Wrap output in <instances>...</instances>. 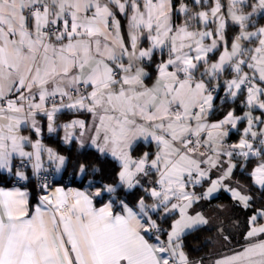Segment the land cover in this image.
I'll use <instances>...</instances> for the list:
<instances>
[{
	"label": "snow or ice",
	"instance_id": "obj_1",
	"mask_svg": "<svg viewBox=\"0 0 264 264\" xmlns=\"http://www.w3.org/2000/svg\"><path fill=\"white\" fill-rule=\"evenodd\" d=\"M259 20L264 0H0V179L12 185L0 186V264H193L183 238L210 221L189 210L221 189L252 212L245 244L195 264H264V208L227 183L256 158L248 175L264 191ZM218 96L247 110L213 121ZM63 112L91 120L57 125ZM38 116L86 151L73 158L45 146ZM141 142L155 150L136 155ZM68 167L87 185L54 179ZM33 177L43 194L31 206ZM154 216L171 218L166 240ZM217 234L226 245L230 234Z\"/></svg>",
	"mask_w": 264,
	"mask_h": 264
},
{
	"label": "trees",
	"instance_id": "obj_2",
	"mask_svg": "<svg viewBox=\"0 0 264 264\" xmlns=\"http://www.w3.org/2000/svg\"><path fill=\"white\" fill-rule=\"evenodd\" d=\"M259 24H264V20H259ZM235 28L232 27L228 31V36L229 38L231 37L232 34H234ZM218 55V54H217ZM155 63H158V57H154L153 65L152 68L149 69L150 73L153 76V79L155 77V72H154V66ZM151 82V81H149ZM222 92V91H221ZM220 92V93H221ZM219 93V94H220ZM230 110H235V114L241 115L246 108L239 102V100L232 102H219L215 106V111L210 117L211 120H218L223 118L226 113ZM78 113H71L69 114V118L74 117ZM46 122L43 127L42 131V141L47 146H50L52 148H55L57 151L63 153V154H68L71 155L73 158H76L77 156L81 155L86 149H79L78 146L73 143L71 145H66L62 142L61 140V135L58 133L57 135L54 134H49L48 131L46 130ZM240 133H236L234 135H231L230 137L234 139V141L238 140ZM145 144H138L136 147L135 153H140L144 149ZM89 159L95 160V155L94 153L89 152ZM114 163V162H113ZM257 160L256 158H252L249 162L246 163L244 168H238L234 174V179L237 183H239L241 186H243L250 194L253 196L254 203L252 204V208H264V191L259 190L256 186L251 184L250 177L248 173L256 166ZM71 176V184L77 185L80 187H84L87 185L88 180L81 181L80 178L73 176L72 174V168L68 167L67 171L63 172L62 178L57 179L56 181H64L66 177ZM89 179H92V177H89ZM9 186L11 185L5 180L0 179V186ZM28 187L31 189L32 197H31V203L34 204L38 201V196L39 192L37 191L36 185L33 182V178L31 182L28 184ZM142 194L141 189H136L132 193L127 194L126 199L127 201L134 202L140 195ZM123 196V194H122ZM226 195H222V197H225ZM108 196L104 197V200H97L96 203L100 204L106 201L108 199ZM251 210H239L236 213V217H239L242 221L243 224V229H245V225H247L244 221L243 218H245L246 215L251 214ZM154 219H157L158 224L160 227L164 230L160 234V238L165 237V233L167 230H169V226L171 224V218L165 219L163 217L157 218L153 217ZM245 223V224H244ZM238 227V225H237ZM218 229L214 227H207L205 229L195 231L191 234L185 235L183 238V249L187 253V255L191 259L199 258V257H205L207 254L210 253V251L214 248L217 240H218Z\"/></svg>",
	"mask_w": 264,
	"mask_h": 264
},
{
	"label": "crops",
	"instance_id": "obj_3",
	"mask_svg": "<svg viewBox=\"0 0 264 264\" xmlns=\"http://www.w3.org/2000/svg\"><path fill=\"white\" fill-rule=\"evenodd\" d=\"M223 3H225V5H226L227 4V0H223ZM121 20H122V24H126V22L123 21V18H121ZM157 57H158V62H159L160 56L158 54H157ZM213 59H215V57H213ZM219 102L220 101L217 98L214 101V105L216 106ZM246 110H244V111H246ZM243 113L241 115H243ZM69 114H71V113H69V112L60 113V114H58L57 120H64V119L67 120V118H69V116H70ZM254 114L255 115H259V112H256ZM79 115H84V117H89L88 118L89 120L91 119L90 115L87 114V113H78L75 116L77 117ZM236 115H239V114H236ZM72 118L73 117H71L70 119H72ZM37 119L40 121L41 128H42V131H43L44 124H45V122H47V120H46V118L40 117V116H38ZM213 121H216V120H213ZM245 126H246V121H242V122L238 123L237 129L231 130L230 136L231 135H234V134H236L238 132L241 134L242 133V130H243V128ZM42 131H41V135L39 137V139H41V141H42V138H41L42 137ZM25 134L26 135L31 134L33 140L37 139V137L35 136V134H32L29 131H26ZM238 139H239V137H238ZM237 141H234V139H232L231 137H229V139H228V143H235ZM42 143L45 146H47L44 143V141H42ZM140 144H145L144 149L140 153H135L136 155H140V154H142L143 152H146V151L147 152H152V151L155 150V144L154 143H152V144H146V143L141 142ZM47 147H50V146H47ZM53 149H55V148H53ZM234 163H239V161H234ZM238 168H241V167L238 166L236 169H234L233 170L232 177L230 178L229 181H227V183H229L230 186H232V187H236L237 185H240L234 179V174H235V172H236V170ZM62 175H63V172L61 174H57L58 179L62 178ZM219 175H220V172L219 171L213 170L211 172V174H210V179H213L214 180ZM61 182L63 184H65L66 186H69V187L83 188V187H80V186H77V185H73L71 183H65V181H61ZM11 186L12 185H9L7 187H11ZM207 187H208V182H205L202 187L201 186H197L196 191L199 193V192L203 191L204 189H206ZM28 191L30 193V205L31 206H34L38 201L36 203L32 204L31 203L32 193H31V189L29 187H28ZM246 193L249 194V195H251L247 190H246ZM222 195H226V196L225 197H222ZM214 196H215V198L214 199H211L210 201L209 200H201L198 203H195L192 206V208L189 210L190 211V214H193L194 215L196 212H201L210 221L208 227H214V228H217V229L219 227H221L223 229V231H224L225 234H227V232L229 230H230L231 234H233L235 232V230H236V227H237L238 223L240 221H242L239 217H236V213L239 210H245V209H243L240 206L235 205L234 201L231 198L230 193L224 191L223 189H221L220 191H218L217 193H215ZM106 201H107V199H106ZM101 205H102V203H100V204L96 203V206L97 207H99ZM256 209H258V208H256ZM248 218H249V215H246L245 218H243V221L245 223H247ZM263 221L264 220H261L260 222H263ZM226 229H228V231ZM261 238H264V237H261ZM218 239H219V237H218ZM161 240H166V235H165V237H162ZM244 244H245V241L244 240L243 241H233L228 246H223L221 248H217V246L215 244L214 248L205 257H207L209 255H214L216 257H219L220 255L229 254L232 250H238V249H240L242 246H244ZM205 257H199V258L191 259L188 256L189 260L192 261L193 264H195V262L201 260V258H205Z\"/></svg>",
	"mask_w": 264,
	"mask_h": 264
},
{
	"label": "rangeland",
	"instance_id": "obj_4",
	"mask_svg": "<svg viewBox=\"0 0 264 264\" xmlns=\"http://www.w3.org/2000/svg\"><path fill=\"white\" fill-rule=\"evenodd\" d=\"M89 117H84V115H79V116H74L72 119H84L86 122H90V120L88 119ZM72 119H64V120H57L56 123L57 125H62ZM46 128H47V122H46ZM49 133V132H48ZM60 134L61 137L64 135V132L63 130L61 129L60 131H58L57 133H49V134H54V135H57V134ZM38 191V190H37ZM39 192V191H38ZM40 195V194H39ZM39 197V196H38ZM258 209H261V208H258ZM252 214V213H251ZM251 214H249V217L251 216ZM260 223H264L263 222H260ZM247 224V223H246ZM221 228V227H219ZM228 231V229H226ZM247 231V225H245V229H243V224L242 222L240 221L238 223V227H236V230L233 234H231L230 230L227 232V234H230V237H229V241L227 242V244H223V242L221 241V239L219 238L217 243H216V246L217 248H221L223 246H228L230 243H232L233 241H243L244 240V233ZM226 234V235H227Z\"/></svg>",
	"mask_w": 264,
	"mask_h": 264
},
{
	"label": "built area",
	"instance_id": "obj_5",
	"mask_svg": "<svg viewBox=\"0 0 264 264\" xmlns=\"http://www.w3.org/2000/svg\"><path fill=\"white\" fill-rule=\"evenodd\" d=\"M223 95H224L223 92H221V93L219 94V96H223ZM219 96H218V100L221 102V99L219 98ZM54 179H55V180L58 179L57 175L54 177ZM64 181H65V183H70V182H71V176L66 177V178L64 179ZM33 182L35 183L36 188H37V190L39 191V194H40V195L43 194V193L39 190V188L37 187L38 181H37V179H36L35 177H33Z\"/></svg>",
	"mask_w": 264,
	"mask_h": 264
}]
</instances>
